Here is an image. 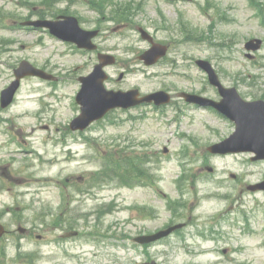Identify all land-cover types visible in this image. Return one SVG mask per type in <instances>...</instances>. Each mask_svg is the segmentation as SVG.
Segmentation results:
<instances>
[{"label":"rangeland","instance_id":"obj_1","mask_svg":"<svg viewBox=\"0 0 264 264\" xmlns=\"http://www.w3.org/2000/svg\"><path fill=\"white\" fill-rule=\"evenodd\" d=\"M21 1L0 0V14L14 13L19 20H25L34 12L32 5L44 9L42 4L46 3L53 10L67 9L75 13L86 27L103 26L104 35L109 39L104 37L101 45L105 50L113 46V52L119 57V65L107 69L114 78L107 83L109 88L134 86L142 93L161 88L175 92H210L207 76L194 64L195 59L205 58L213 63L224 84L237 86L246 98H264V43L259 51L252 52L254 56H249L245 48L246 42L253 38L264 40V0H254V4L252 0H195L196 3L99 0L98 10H92L94 4H87L88 0H26L28 3L24 6ZM121 5L136 8L131 13L133 26L113 33L112 28L119 25V20L112 21L110 17L114 18ZM140 25L155 34L158 41L173 43V51L167 58H179L186 70L173 71L164 65L147 67L141 63L137 55L148 44L137 32ZM0 38L13 42L7 46L12 49L5 52L12 63L30 59L61 77L53 91L46 82L38 85L42 102L26 101V89L31 86L23 87L24 101L15 108L21 111L42 106L44 110L45 119L41 120V129L33 140L34 148L41 153L40 166L35 162L36 166L17 165L9 169L16 178L23 179L27 174L30 181H40L24 186H18L19 180L0 181V210H11L2 214V222L15 232L0 240V264H31L32 261L36 264H113L109 260L113 256L120 263L128 264L127 259H130V264H140L145 253L139 244L134 250L108 246L128 229L129 213L124 206L134 200L137 204L150 201L163 208L151 189H142L140 185L132 188L127 186L130 182L117 177L115 172L129 174L133 160L138 166H153V172L163 176L161 187L174 199H179L175 181L181 166L192 168L197 178L203 179V182L197 180L194 187L198 196H204L200 208L192 212L195 220L196 214L218 217L237 202V210L225 216L229 226L217 228L223 233L220 241L189 233L184 248L181 242L184 234L180 238L173 235L168 239L169 244L154 245L147 255L160 256L169 264H264V192L247 189L249 183L264 179V161L253 162L250 154L219 157L207 151L210 144L233 130L230 124L200 110L189 109L183 116L182 112L168 109L163 115L149 111L145 118L120 124L104 120L83 136L76 134V138L64 141V136L60 138L54 126L63 129L79 112L75 103L80 86L77 78L92 70L96 55L77 54L70 46L45 33L25 35L2 26L1 22ZM127 69L131 72L117 81L118 75ZM2 85L0 80V87ZM179 104L181 102L176 101V105ZM115 115L126 116L121 112ZM49 119L52 129L42 128ZM27 122L32 123V120L28 118ZM4 138L5 135L0 134V142ZM210 168L214 171L209 172ZM233 174L236 178L231 176ZM67 179L74 182H68L66 200H63L54 182L65 184ZM219 181L222 183L217 184ZM217 194L226 197L211 198ZM243 212L248 214V224L242 221ZM169 220L170 213L165 210L161 220L149 225L156 230ZM239 220L241 223L234 226L233 222ZM19 224L27 227L32 237L19 234ZM68 227L78 229L81 236L61 238L63 229ZM247 228L258 232L250 235ZM38 234L44 239L38 240ZM224 248H228L227 253H223Z\"/></svg>","mask_w":264,"mask_h":264},{"label":"flooded vegetation","instance_id":"obj_2","mask_svg":"<svg viewBox=\"0 0 264 264\" xmlns=\"http://www.w3.org/2000/svg\"><path fill=\"white\" fill-rule=\"evenodd\" d=\"M81 24L82 26L84 25L83 23ZM129 25L130 23L123 20L119 22L118 26L120 29L121 27L127 28ZM92 29L100 30L98 37L95 39L96 42L99 40V43H100L98 51H107L101 45V42H105L104 37H106V39H109L108 36L104 35L105 33L103 30V26H100V27L95 26ZM115 30H116L115 28H112L113 32H115ZM31 32H29L28 34H30ZM28 34H25V35H28ZM167 45L169 46V49L171 50V44L168 43ZM98 51L94 53H97ZM5 52L6 51L0 52V65H2V68H0V80L3 81V85L0 87V130L3 129V135H5L3 142H0V174H1V179H4V181H7V180L18 181L19 180L18 182L20 183L28 184L30 179L25 177V175H23L24 177L23 179L16 178L12 175V173L9 172V169L17 165L18 166H36L35 162L38 164V166H40L41 153L40 151L36 152L35 150H32L33 149L32 146H28L30 145V143L28 142L27 139H30L33 142L35 138V134H37L40 129L42 113L40 109L35 111L33 110L34 109L33 108L31 109L32 112L30 113L31 111L30 109H27V110L22 109V111H16L15 108L20 107L24 101L22 99V95H23V87H25L26 85L28 87L31 86L30 89H27L26 97H28V94L31 91H33L31 93L32 96L30 98L33 100L37 99V101H39L40 98H34L33 94L35 90H37L36 88L40 86V84L39 82L38 83L37 82L25 83V81L27 80H33V79H38V78H34L32 76L24 77L21 81V85L19 86L18 90L16 91L14 95L13 101L8 106L3 107L1 105V91L5 87H7L10 84V82L14 79L13 69L17 65V63H12V61L9 59L10 57H5L6 55ZM44 69H46L50 73H56L55 71L49 69L48 67L46 68L44 67ZM10 70H12V72ZM48 85L49 87H52V88L56 86L54 82H49ZM212 88L213 89L210 92L200 91L198 93H202L206 96H209L213 98V100H216V101L220 100L221 95L218 89L216 87H212ZM166 90L173 92V90L171 89H166ZM172 95H173V98L177 97L179 101L182 103V105L176 106L174 103V101L176 100L172 99L170 103V105L172 104L171 107H175L177 109L179 108V110H181L182 108H187V107L192 108L193 107L192 104H189L186 101H184L183 98L178 97L176 92H173ZM26 101H27V98H26ZM162 109L163 107H160V110ZM25 118H30L32 120V123L30 124L26 123ZM49 123H50V119L48 122H45L46 125H44V128L46 129L51 128ZM54 128H55V131L56 129H59V128H56L55 126ZM78 132L80 131H75V133H78ZM61 133L65 134L64 137L70 134V132H68L67 130V127H65V131H62ZM2 143H4L5 145L2 146L1 145ZM17 144H21L22 147L20 149L17 148ZM1 149L2 150L5 149L6 151H2ZM20 150L22 151L20 152ZM23 156L27 157L28 160H26V158H23ZM22 160H25V162ZM30 161H32L33 163L32 165H30ZM192 175L197 176V174H195L194 172L192 173ZM18 182H15V183H18ZM66 182L72 183L74 181L67 179ZM156 200H159L162 202L163 208L155 206L154 203H153L154 205H152L150 201L137 204V202H134L133 200L132 202H130V205L125 209V211L129 213L128 221H127L128 229L124 233L125 235L121 237L124 242L128 243L129 247L133 246L134 243H136V241L138 240L137 238L139 236L151 234L153 232L160 230V228H163L170 224H175L177 222L183 221L187 226L185 229L195 228L197 221H194L192 212L197 210V201L196 200L189 201L187 198H185V196H183L179 199L173 200L172 202L171 211L174 210V215L172 216L170 214V217H172V219L169 220L166 224L156 227V230H152L149 224H152L153 216H155V220H156V219H159L160 216H162V213H164L165 210L169 212L168 211L169 206L167 204L169 200L158 199V198H156ZM165 202L166 204H164ZM4 211L7 212V209H5ZM184 230H180L177 233H183ZM152 244L153 243H148L145 245V247L147 249H150ZM157 257L160 259L159 264H166V261L161 262V259H163L162 257L160 256H157Z\"/></svg>","mask_w":264,"mask_h":264},{"label":"water","instance_id":"obj_3","mask_svg":"<svg viewBox=\"0 0 264 264\" xmlns=\"http://www.w3.org/2000/svg\"><path fill=\"white\" fill-rule=\"evenodd\" d=\"M39 24L51 27L52 32L60 34L63 37L73 39L77 41L80 46L88 48L94 47L92 45L91 38L96 34V32L93 31L90 32L91 34L89 35H84L82 33L84 31L80 29L78 20L75 17L73 18L69 16L66 17L65 20L58 22L45 21L40 22ZM143 37L147 38L149 36L146 32H144ZM260 45V40L257 42L252 40L247 43V47L253 49L259 48ZM163 50L165 51L164 47L161 48V46L155 45L151 49L147 50L141 58H143L147 64H153L162 55ZM100 59L101 63L96 66L95 71L88 77L82 78L84 85L80 95L78 96V100L83 106V114L75 120V123L77 124L74 128H85L90 122L98 117H101L109 108H112L113 106H127L132 103L130 100L131 93L108 92L105 90L104 81L107 79V74L103 68L104 65L113 63L115 59L113 56L108 54H101ZM199 63L208 69L212 81L215 82L217 75L212 68L209 69L210 65L204 60H199ZM26 66L28 65L26 64ZM21 68L26 67L22 64ZM25 73L37 74L43 77L48 76V74H46L43 70L33 68L31 66H29V70ZM15 83L18 85V81ZM230 90L231 89H228V91ZM157 96H162L164 101L167 100L166 93L163 91L150 94L147 98L152 99L153 97L158 100L159 98H157ZM196 98L198 97H195V100H197ZM230 116L236 120V132L228 139L213 145L210 150L223 153L243 150L254 151L258 155L256 158H264V101L259 100L255 102L238 103L234 107L233 112L230 113ZM257 186L264 188V184L262 183ZM4 231V227L0 224V236L4 233ZM166 233H168V231L163 232V234ZM160 234H157L152 238H156Z\"/></svg>","mask_w":264,"mask_h":264}]
</instances>
